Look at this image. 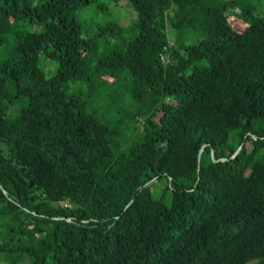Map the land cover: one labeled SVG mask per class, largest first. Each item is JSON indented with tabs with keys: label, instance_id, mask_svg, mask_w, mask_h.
I'll return each mask as SVG.
<instances>
[{
	"label": "trees",
	"instance_id": "1",
	"mask_svg": "<svg viewBox=\"0 0 264 264\" xmlns=\"http://www.w3.org/2000/svg\"><path fill=\"white\" fill-rule=\"evenodd\" d=\"M0 257L264 264V0H0Z\"/></svg>",
	"mask_w": 264,
	"mask_h": 264
},
{
	"label": "rangeland",
	"instance_id": "2",
	"mask_svg": "<svg viewBox=\"0 0 264 264\" xmlns=\"http://www.w3.org/2000/svg\"><path fill=\"white\" fill-rule=\"evenodd\" d=\"M104 1V0H102ZM106 3H109L108 1ZM111 9L117 13L118 23L123 26L131 24L136 19V12L126 3L123 2L122 5L111 4ZM80 20L84 24H95L104 19V16L100 13L97 14L94 5H90L87 8H83L80 12ZM48 61L46 62V64ZM246 147L250 148V143L246 142ZM0 264H7L0 257ZM248 264H255V261H251Z\"/></svg>",
	"mask_w": 264,
	"mask_h": 264
}]
</instances>
